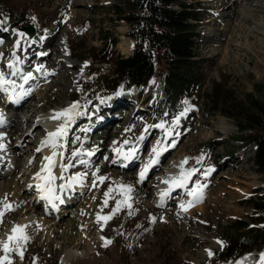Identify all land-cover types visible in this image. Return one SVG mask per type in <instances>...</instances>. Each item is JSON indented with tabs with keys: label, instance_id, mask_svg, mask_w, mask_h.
I'll return each mask as SVG.
<instances>
[{
	"label": "rangeland",
	"instance_id": "obj_1",
	"mask_svg": "<svg viewBox=\"0 0 264 264\" xmlns=\"http://www.w3.org/2000/svg\"><path fill=\"white\" fill-rule=\"evenodd\" d=\"M79 1L0 0V6L12 13L11 18L0 14V35L6 33L3 38L0 37V48L3 46L10 51L16 45L14 36L20 31L26 34V28L30 27L33 29L31 40L36 42V45L40 46L43 40H46L45 47L39 48V51L38 48L32 47L33 54L29 57L32 68L40 53H49V58L41 61L43 68L50 66L52 62L57 63L60 56L64 61L58 66L59 71L53 69L51 76L43 79L37 96L30 100L25 108L33 104L37 108L40 105L44 110H51L62 104L75 103L79 104L78 108L84 109L91 104L90 112L94 113L95 106L108 105L99 110L101 119L98 120L114 119L110 126H98L101 129L89 127L92 132L88 137L92 140L87 146L83 145L86 135H83L82 129L84 133L87 132L86 119L89 112L87 115L84 113L86 117H81L74 123L79 127L74 132L69 131V144H66V149L74 141L77 143L76 147L68 148L65 162L72 163L73 167L83 166L89 169L85 174L90 186L88 193L79 197L82 201L74 199L71 205L64 208L70 211L54 220L61 222L59 227L53 229L47 225H28L25 233L29 239L23 244V258L15 251L3 254L1 249L0 258L7 255L11 264H37L39 261L51 264V259L62 264L63 254L72 251L83 252L84 257L76 256L69 264H236L217 260V254L223 250L220 227L236 220L247 221L253 215L249 199L256 195L257 190L264 189V173L258 172L253 165L254 147L244 146L242 141H236L237 126L226 117L211 113L203 94L210 92L214 82L223 81L237 98H243L246 94L254 92V85L264 84V0H260L254 7L246 6L248 0H199L198 13L203 18L198 25V44L199 53L206 60L207 75L202 96L200 99L193 97L197 99L196 102H189L178 114L172 113L162 118L160 111L156 112L160 88L158 73L162 70L160 62L156 66L157 74L145 87L120 84L112 92H100L102 88L95 83L93 76L92 56H98L97 52L102 49L105 52L100 56L109 55L107 41L113 38L116 41L113 57H126L127 55L118 48V44L120 39L128 38V27L115 12L119 0H86L85 5L81 6ZM228 10L235 11V16L228 15ZM65 28L68 34L61 40V31ZM25 49L26 47L21 46L19 52L24 54ZM53 49L56 51H52ZM6 54L7 52L4 56ZM15 56L17 53L10 52L2 57L1 62L6 65L8 60L15 59ZM16 60L21 61L19 58ZM67 63H72L73 67ZM96 67L112 70L108 64H98ZM77 74H80L79 82L75 84L74 76ZM47 78L57 80V87L51 91H48ZM97 91L100 92L99 96L90 100L89 97ZM0 97L3 99L2 94ZM102 98L112 100L102 102ZM82 101L83 103H80ZM112 102L114 107L116 106L114 109L110 104ZM121 102L123 106L119 107ZM25 108L17 112L24 116ZM84 110L86 111V108ZM178 117L179 122L176 124L174 122ZM222 122L231 128L227 135L218 129ZM160 124H163L165 129H171V134L166 135L164 129L157 127ZM27 127L26 124L21 125L24 130ZM38 132L29 139L35 141L40 133ZM146 133L147 140H140L143 147L139 144L138 148L143 149L139 156L148 151L153 141L159 142L168 151L164 154L160 166L154 165L155 169L152 167L153 170L148 171L149 176L146 175L143 182H140L135 174L140 162L139 157L131 168L121 167V161L123 164L128 161L123 158V152L122 156L117 157L116 167L113 165L111 143L118 142L121 147L146 137ZM19 140H22V137ZM171 143L175 144V147H170ZM93 145H97L101 151L95 160L87 159L85 164L80 162L85 158L84 155L73 157L74 152H86L87 147L92 149ZM23 149L24 146L8 152L9 156L0 163V173L9 172L18 159L19 163H23L24 159L29 158L27 154L18 155ZM196 157L199 163L194 162ZM178 158L187 159L184 168L196 171L186 187L171 191L166 196V199L173 201L168 202V205L166 202L160 204L156 200L157 185L154 182L169 168L171 161ZM35 165H32L33 169ZM17 177L9 176L4 179L9 182V186L0 193V202H3L0 203V208L3 204L12 206V210L6 211L0 221V238L3 232L12 234V229L18 222H21L22 226V220L31 216L28 205L35 202V191H26L24 177L16 181ZM101 177L105 178L103 182L100 181ZM13 178L16 183H13ZM121 185L130 186L132 189L129 200L131 208L122 206L106 224L97 223L96 215L112 214L117 201L123 199L119 194ZM197 186H200L197 194H202V198L193 203V207L187 211L180 212L178 202L193 198L188 193ZM4 188L3 186V190ZM109 188L116 191L109 195L108 204L105 206L104 194ZM212 206L216 208L212 209ZM43 207L39 202L34 207L36 214L33 216L40 217ZM57 211L58 209L54 210V213ZM49 218L54 219L48 217L46 220ZM67 222L69 225L62 226ZM105 239L111 241L107 246H104ZM192 242L199 246L191 248ZM215 242H219L218 248L209 258L201 259L200 253ZM259 252L248 255H260Z\"/></svg>",
	"mask_w": 264,
	"mask_h": 264
},
{
	"label": "trees",
	"instance_id": "obj_2",
	"mask_svg": "<svg viewBox=\"0 0 264 264\" xmlns=\"http://www.w3.org/2000/svg\"><path fill=\"white\" fill-rule=\"evenodd\" d=\"M197 7L199 0H119L115 12L128 27L126 36L133 42V51L128 57H113L116 41L112 38L107 41L109 55L100 56L105 52L102 49L98 56H92L93 76L102 88L100 92H112L120 84L142 88L157 74L160 62L156 112L160 111L161 118L178 114L189 102L200 99L207 75L206 60L199 53L198 25L203 16ZM0 14L12 17L11 11L1 6ZM98 64H108L112 70L98 69ZM100 92L89 99L94 100ZM203 95L211 113L237 126L236 141L254 147L253 165L264 173V84L254 85L253 93L237 98L223 81L214 82L210 92ZM255 194L249 199L254 213L247 221L236 220L220 227L223 250L217 254L219 262H233L264 248V189Z\"/></svg>",
	"mask_w": 264,
	"mask_h": 264
},
{
	"label": "bare ground",
	"instance_id": "obj_3",
	"mask_svg": "<svg viewBox=\"0 0 264 264\" xmlns=\"http://www.w3.org/2000/svg\"><path fill=\"white\" fill-rule=\"evenodd\" d=\"M85 1L86 0H82V2H81V0H80L79 1L80 6H81V4L82 5L83 4L85 5ZM89 1L90 0H87V2H89ZM259 2H260V0H248V2L246 3V6H249V7H252L253 6L254 7V6L258 5ZM227 13H228V15H234L235 16V11L228 10ZM0 31H1V29H0ZM61 32H62V34H61V36H62L61 37V40H64V38L67 37V34H68L67 28H65L64 31H61ZM21 33L23 35H20ZM2 34L3 35H0V37L3 38L4 34H6V33L3 32ZM31 38H32V35H30L29 33H26L25 34V32H21L20 31V32H18L14 36V39L16 41L15 42L16 43L15 47L11 48L10 51H8L3 46L0 48V72H3L4 73L5 79H8V80H16L18 74L16 76H12L10 74L11 71H12V69H7V66L9 65V63H12L13 64V59L8 60V63H6V65L1 62V59L3 60V58L6 55H8L10 52L12 54L13 53H17L18 54L20 47L23 46V48L26 47V49L24 50V54L22 55L23 56V59H24L23 60V67H25L29 63V57H30V55L33 54L32 47H34V49L35 48L36 49L38 48V51H39V48H44L45 47V45H46L45 44V41H46L45 39L43 40L42 46H39V45H36L35 44L36 42H33L31 40ZM52 39H53V37H52ZM22 41H24V42L21 43ZM118 48L122 51V53L124 55H128V54H130L132 52L133 42L129 38L120 39V43L118 44ZM52 51H56V50L53 49ZM6 52H7V54L4 56V54ZM48 55H49L48 52L47 53H40V57L38 58V61H37V67L41 64V61H45L47 58H49ZM61 59L62 58L60 56L57 59V63H53L52 62L53 64L51 63L50 66H47L48 68L47 67L46 68L45 67L43 68V71L47 73L46 76H48V75L51 76V74H52L51 71H53V69L59 71V67L58 66L61 65V62L62 63L64 62ZM67 65H70V67H73L72 63H69V64L67 63ZM15 67L16 68H20L19 66H15ZM37 67L32 68V66L30 65V67L28 68L29 70L25 72V73H27V72H30V70H31L33 76L36 77V78L34 80H31L29 82V84H27V85L24 86L25 90H29L30 87H32V86H33V88H32V91H28V95L24 96L22 99L19 100V103L18 104L15 105L14 102L10 98H8V100L3 103L2 100H1V97H0V114L4 115L5 116V119H7V122H8L6 125H3V124L0 125V144H2L4 146L3 149H0V163H1L2 160H5L9 156L8 155V152L11 153V151H15V149H17L19 147H22V146H24V149L22 151L18 152V155L27 154L26 156L29 157V158L24 159V162L23 163H19V159H18L13 164V166L11 167V169L9 170V172L4 173V174L0 173V193H1V191L7 190L8 186H9V184H8L9 182L7 180H4V179H6L9 176H12V177H17L18 176L17 179H16V181L17 180L20 181L21 180L20 177H24L23 184H24V186H26V188H25L26 191H31V190H34L35 191V193H34V201L35 202L32 205H28L29 208H27V209H28L29 212H31L30 213L31 216L25 218L24 220H22V226H28V225H32V224L39 225V226L47 225L48 227H52L54 229V228L59 227V224L61 223V222H59V223L58 222H55L54 220L58 216L59 217H62L63 215H65V213H67V211H70L68 209L65 210L64 208L66 206L71 205L74 202V199H80L81 200V198H79V197H81L82 194L88 193V191L90 189V186L88 185V182H87L86 177H85V174H86V172L89 169L88 168H84L83 166L73 167L72 163L67 164L65 162V159H67V156H68L67 155V149H68V147L66 149V144L67 143L69 144V142L67 141V139L70 136L69 131L74 132L75 129L77 130V128L79 127V125L77 126L74 123H76L78 119L80 120L81 117H86V116H84V113L87 115V113L89 112L88 113L89 116H87V119H86L87 120L86 123H88V125H87L85 131L87 130V132L84 133V130L82 129L83 135L84 134L86 135L85 136V139H84V142H83V145L84 146H87V145H89L91 143V140H92L91 137H88V134H89L88 132L89 131L92 132V130H90L89 127L90 128H95V127L96 128H100V127H98L100 125L101 126H104V127L110 126L109 124H111V122L114 119L112 118L113 120H106V121H100V120H98V119H101L100 118V114H99L101 112L99 110L101 108L107 107L108 105H102V106H99V107H97V106L94 105L95 106L94 107V110L95 111L93 110L94 113H91L90 112L91 111V104H89L88 106L85 107L86 108V111L84 110L85 108L84 109H81V108H78L77 109V111L79 113H81V115L76 116L74 123L72 125H70L69 130H68V133H67V136L61 141V143L63 144V147L56 149V151L58 153H62V155H57V157L55 158L56 163H55V167L53 168V174L56 175L57 177H60L61 175L64 177L63 179H59L58 178L55 181V190H56L55 191V194L58 195L60 197V199L59 200H54L52 204H50L45 199H41L42 193L36 188V185H37V183L39 181H37L35 179V177H36V175L38 173L41 172V169L47 163V161L44 158L46 156H50L52 154V151H53L52 148L45 147L43 145V142L47 139V134L49 132L56 131L57 127L60 124L63 123V119H60V120L53 119L52 117L54 116V114L55 113H58V112H61L62 110L66 109V108H69L73 104H68V105L62 104V105H60V107H53L51 110H48V109L47 110H44V109H42L43 106H40V105L37 108V106H34L33 104L30 105L29 108L28 107L25 108V105L27 103H29L30 100H33L37 96V93L39 92V89H40L39 87L42 84L41 82H43V79L46 78L45 75H42L41 73H39V72L36 71V68ZM7 74H9V76H6ZM79 76H80V74H77V75L74 76L75 82H73V83L78 84V82H79ZM46 80L48 81V83H47L48 85L47 86H49L48 91H51V90H53L54 88L57 87L56 86L57 85L56 84L57 83V80H55L53 78H50V79L47 78ZM58 85H60V84H58ZM65 92L67 94L68 90H66ZM0 94H1V92H0ZM6 94H8V93H6ZM110 100H112V99L111 98H109V99L108 98H102V99H100V101H102V102L103 101H110ZM117 101H119V100H117ZM35 104H36V102H35ZM110 104L113 105L114 103L112 102ZM77 105H79V104H77ZM120 106H123L122 102L119 104V107ZM115 107L113 105V109ZM22 108H25L26 109L25 112L23 111L25 113L24 116H21V114H19L17 112L19 109H22ZM31 118H33L34 121L31 120ZM96 120H98L97 123H95ZM23 124H26L28 126L27 129L24 130L23 128H21V125H23ZM114 125H115V121L113 123V126ZM40 128H42V129H40ZM218 129L223 130L226 135L231 130V128L228 125H226L225 123H223V122H222V125H220V127ZM36 131H39L40 132V133L38 132L39 135L36 138V140H35V138H34L35 141L29 139V138L33 137V134H35ZM148 131H149V129H148ZM148 131H147V133H148ZM147 133L144 134V136L146 135V137H144L143 139L140 138V139L136 140V142L128 143V144H125V145H123L121 147L118 146V142H116V141H115L116 142L115 144L114 143H111V149H112L111 153H112V155H114L113 165L117 161V159H118L117 157L118 156H122L123 152L126 154V152L128 153L129 151L135 150L134 157L131 160H128L124 164L121 161L120 165H121V167L126 166L129 169L132 166H134L133 165L134 162L137 161V157H139L140 162L138 163L139 165H138L137 169L135 170L136 177L138 178L139 177L138 172L140 173L143 170L145 164H147L148 160L152 158V155H153L152 154V149H153V147H156L157 146V143H154V141H153L151 143L150 148L147 149L148 151L145 152V153L142 152L141 153V156H139V152L141 151V149H143L141 147H140V149L138 148L139 147V144L142 146L141 143H143V142H140V140H142V141L145 140L146 141L147 140V136H148ZM3 134H5V135H3ZM78 136H79V134L76 135V137H78ZM20 137H22V140H19ZM76 143H77V141H74L73 144H71V146L76 147ZM32 146H34V148H32ZM96 146H94V148H92V149H90V147H87L88 149L86 150V152H91L92 155H90V156L84 155V157H85V158H83L84 161L87 160V159L88 160H92V159L95 160L99 156V153L101 151H100L99 147L97 146V148H96ZM160 147H162V145H160ZM103 148H104V146H103ZM38 149H40V150L38 151ZM65 149H66V152H65ZM167 151L163 152V155ZM118 152H119V154H118ZM163 155H161V157H160V162L165 157V155L164 156ZM65 156H66V158H65ZM184 160H185V158H178L176 160H172L171 163H170V165H169V168L165 169V171L162 173V175L160 177H157V181L154 182L157 185V188H156V191H155L157 193V195H156L157 199L156 200L160 204L163 203V202L164 203L166 202V205H168L167 204L168 202L173 201L171 199H166V196L163 198V200H161V193L162 192H165V191H168V189H169V185L168 184H165L163 181L164 180H167V179H171L174 176H178L180 174V171H181L180 165H181V163ZM197 161H198V157L194 158V162H197ZM34 164H36L35 165L36 166L35 169H33V167H32V165L34 166ZM62 165H70V166L68 167V170L66 172H64V171H62ZM19 166H21V167L17 171V168H19ZM135 166H136V164H135ZM157 166H160V163ZM0 167H1V164H0ZM116 167H117V165H116ZM21 168H24V170H21ZM153 168H154V166H153ZM153 168H150L149 171L153 170ZM184 169H185V171H187L190 168H184ZM0 172H1V169H0ZM15 172H17V173L15 174ZM77 175L82 176L81 182L72 184L71 187H68V185L71 183V178L73 176H77ZM97 175H99V174H97ZM146 175L148 177L149 176V172H147ZM150 177H152V175H150ZM98 181H99V179H98ZM13 183H16V182H14V178H13ZM3 186L5 187L4 190H3ZM61 186H63V187H61ZM16 188H17V186H16ZM84 188L86 190L88 189L87 192H86V190H84ZM176 189H182V188H174L171 191H175ZM16 191H17V189H16ZM176 191H178V190H176ZM201 195L199 194L200 199L202 198ZM193 199L194 198H187V200H184L183 202H178V204H177L178 210L180 212L184 211L181 208V205L182 204L185 205V207H187V210L190 209L191 207H188V204H189V201H193ZM39 202L42 203L43 206H44L41 209V212H42L41 213V216L40 217L33 216L34 214H36L34 207L36 205H38ZM53 204L55 206H53ZM78 205H80V204H78ZM192 207H193V205H192ZM215 208H216V206H212V209H215ZM57 209H58L57 213H54V210H57ZM98 216H100V215H96V222H97V217ZM48 217H52L54 219H50L49 218L48 220H46ZM103 222L104 221H101L100 223H103ZM66 224L69 225V223L67 222V223L62 224V226H66ZM17 225H21V222H18L16 224V226ZM9 235H11V233H9V232H3V235L0 238V249L3 252V254H8V253H5L2 250V245H3L4 242L7 241ZM197 245L198 244H196L195 242H192L190 246L192 248V247H195ZM216 248H218V243L217 242H215L211 247H209L204 252H201L200 253V258L201 259L209 258V256H210L209 255V251L212 253ZM259 253H260V255H248L249 253L248 254H244L243 256H241L240 258H238L237 260H235L232 263H236V264H256V263L259 262V264H260V258H261V255L264 254V248ZM76 256L79 257V258H83L84 257V254H83V252L76 253V252H72V251H67L61 257V263L62 264H69L70 261L72 260V258H74Z\"/></svg>",
	"mask_w": 264,
	"mask_h": 264
},
{
	"label": "snow or ice",
	"instance_id": "obj_4",
	"mask_svg": "<svg viewBox=\"0 0 264 264\" xmlns=\"http://www.w3.org/2000/svg\"><path fill=\"white\" fill-rule=\"evenodd\" d=\"M20 35H23V34L21 33ZM8 67L12 69L10 74L12 76H16L17 74H19V77L23 81V83L17 84L15 80L5 79L4 73L0 72V92L8 93L9 98L14 103H18L19 100L22 99L24 96L28 95V91H30V89L25 90L24 86L29 84V82L31 80H34L36 77L33 76L32 72H27V73L21 72L20 69L16 68L12 63H9ZM36 71L41 73L42 75H45V76L47 75V73L43 71L42 66H38L36 68ZM17 88L20 89L19 92H16ZM77 109H78V105L74 103L69 108L62 110L61 112L55 113L52 118L56 120L63 119V123L57 127L56 131L49 132L47 134V139L43 142V145L45 147H50L53 149V151L50 156H46L44 158L47 161V163L43 166V168L41 169V172L38 173L35 177V179L39 181L36 185V188L42 193L41 199L47 200L50 204H52L54 200L60 199V197L55 194V191H56L55 181L58 178L59 179L64 178L62 175L60 177H57L56 175L53 174V168L55 167V163H56L55 158L57 157V155H62V153H58L56 149L63 147V144L61 143V141L67 136L70 125L74 123L76 116L81 115V113H79ZM181 115H184V113H181ZM178 122H179V117L174 123L178 124ZM2 124H3V118H2V114H0V125ZM157 127L164 129L166 135L171 134V129H165L163 124L157 125ZM141 139H143V137H141ZM3 147L4 146L0 144V149H3ZM170 147H175V144L170 145ZM39 150L40 149H38V151ZM165 151H167V148L160 147L159 142L157 143L156 147H153L152 158L148 160L147 164H145L143 170L139 174L140 182H143V180L145 179L146 173L149 171L150 168L160 163V157ZM134 153H135V150L129 151L128 153L123 154V158L125 160H131L134 157ZM82 155L90 156L92 155V153L91 152H81V151H77L73 153V157H78ZM80 162L85 163V164L87 163V161H84V160H81ZM197 162L199 163L200 161L198 160ZM186 163H187V159H185L181 163L180 165L181 171L178 176H174L171 179H167L163 181L165 184L169 185V189L168 191L161 193V200H163V198L167 196L172 189L184 188L187 186L188 182L190 181L192 175L194 174L196 170L189 169L185 171L183 166ZM68 167L69 165H62V171L66 172L68 170ZM104 179L105 178L101 177L100 181L103 182ZM81 180H82V176L80 175L73 176L71 178V183L68 185V187H71L72 184L81 182ZM199 188L200 186H197V188L193 189L192 191L188 193V195L193 196L194 198L193 201H189L188 207H191L193 203L199 201L200 196L197 194L199 191ZM113 191H116V190L109 188L108 192L104 194L105 195V200H104L105 206H107L108 197ZM131 191L132 189L130 186L121 185L119 194L123 197V199L117 201V206L112 214L105 215V216H98L97 223L104 221L106 224L107 221H109L112 218V215L120 211L122 206H126L130 209L131 204L129 203V200L131 199V196H130ZM0 203H3V202H0ZM53 206L55 205L53 204ZM181 208L182 210L187 211V207H185V205L182 204ZM10 210H12V206L10 204H3V207L0 208V221H2V218L5 212L10 211ZM26 227L27 226H21V225H17L13 227L12 234L8 236L7 241L4 242L2 245V250L5 253H8L10 251H15L21 256V258H23V244L26 243L27 240L29 239V237L25 233ZM101 227L103 228V225ZM102 239L104 238L102 237ZM110 243H111L110 240H106V239L104 240V246H107ZM209 255L210 256L212 255L210 251H209ZM0 264H11V261L8 258V256L5 255L3 258H0ZM260 264H264V254L261 255Z\"/></svg>",
	"mask_w": 264,
	"mask_h": 264
},
{
	"label": "water",
	"instance_id": "obj_5",
	"mask_svg": "<svg viewBox=\"0 0 264 264\" xmlns=\"http://www.w3.org/2000/svg\"><path fill=\"white\" fill-rule=\"evenodd\" d=\"M26 32L27 33H29V34H33V29L32 28H26ZM132 50H133V48H132ZM132 53V52H131ZM131 53L130 54H128L126 57H128L129 55H131Z\"/></svg>",
	"mask_w": 264,
	"mask_h": 264
}]
</instances>
